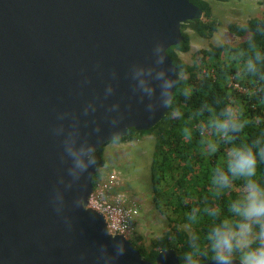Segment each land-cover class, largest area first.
Listing matches in <instances>:
<instances>
[{
  "label": "water",
  "instance_id": "water-1",
  "mask_svg": "<svg viewBox=\"0 0 264 264\" xmlns=\"http://www.w3.org/2000/svg\"><path fill=\"white\" fill-rule=\"evenodd\" d=\"M203 17L190 0H0V264H182L88 205L93 153L165 118L168 49Z\"/></svg>",
  "mask_w": 264,
  "mask_h": 264
},
{
  "label": "trees",
  "instance_id": "trees-1",
  "mask_svg": "<svg viewBox=\"0 0 264 264\" xmlns=\"http://www.w3.org/2000/svg\"><path fill=\"white\" fill-rule=\"evenodd\" d=\"M190 1L203 9L204 17L184 23L183 42L168 49L181 71L168 114L152 129H132L129 136L108 142L93 153L97 163L95 186L100 169L107 163L105 151L110 143L132 138L135 132L156 135V154L162 152V156L156 155L153 162V190L157 203L162 197L158 181H163L169 192L161 202L170 228L149 245L141 236L132 241L152 262L161 251L171 248L178 251L182 264L215 259L212 229L230 218V204L245 194V178L229 174L231 183L226 187L216 180L221 172L228 171L236 150L253 151L257 159L253 179L264 186V16L251 18L244 25L230 24V32L246 39L234 46L220 43L201 49L190 64L178 54L192 49L191 35L185 29L190 26L210 39L220 25L209 0Z\"/></svg>",
  "mask_w": 264,
  "mask_h": 264
},
{
  "label": "rangeland",
  "instance_id": "rangeland-1",
  "mask_svg": "<svg viewBox=\"0 0 264 264\" xmlns=\"http://www.w3.org/2000/svg\"><path fill=\"white\" fill-rule=\"evenodd\" d=\"M209 1L212 5L213 17L220 22V25L210 39L201 37L190 26L185 29L191 35L192 49L188 53L178 51V54L190 64L195 62L201 49L220 43L234 46L246 39L230 32V24L244 25L251 18L264 16V0ZM157 144L158 140L154 133L141 132H135L132 138L125 141L112 142L105 151L107 163L100 169L101 174H112L124 181V186L120 190L124 192V201L133 219V232L129 239L134 242L141 236L145 245H149L153 239L159 238L170 228L169 219L162 211L164 196L165 194L168 196L169 192L164 188V182L158 181L157 185L162 197L160 203H157L153 190V162L156 155L160 159L162 156V152L156 154ZM199 169H203V166ZM185 226L191 231L188 224Z\"/></svg>",
  "mask_w": 264,
  "mask_h": 264
},
{
  "label": "clouds",
  "instance_id": "clouds-1",
  "mask_svg": "<svg viewBox=\"0 0 264 264\" xmlns=\"http://www.w3.org/2000/svg\"><path fill=\"white\" fill-rule=\"evenodd\" d=\"M257 159L253 151L238 149L216 180L229 186L231 177L245 178L243 198L234 200L230 218L214 226L210 235L214 264H264V186L256 176Z\"/></svg>",
  "mask_w": 264,
  "mask_h": 264
},
{
  "label": "built area",
  "instance_id": "built-area-1",
  "mask_svg": "<svg viewBox=\"0 0 264 264\" xmlns=\"http://www.w3.org/2000/svg\"><path fill=\"white\" fill-rule=\"evenodd\" d=\"M239 87L238 84H235ZM101 174V173H100ZM124 181L112 174L102 173L89 198V207L105 215L109 231L113 235L132 236L133 219L124 201V192L120 188Z\"/></svg>",
  "mask_w": 264,
  "mask_h": 264
}]
</instances>
